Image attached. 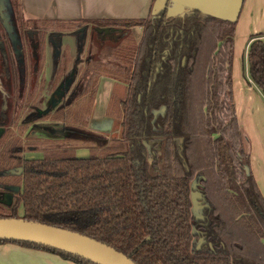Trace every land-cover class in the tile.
Here are the masks:
<instances>
[{
  "label": "trees",
  "instance_id": "1",
  "mask_svg": "<svg viewBox=\"0 0 264 264\" xmlns=\"http://www.w3.org/2000/svg\"><path fill=\"white\" fill-rule=\"evenodd\" d=\"M10 3L17 17L21 0ZM41 23L55 27L57 45L65 33L78 36L90 24L122 29L121 40L126 28H143L120 63L94 65L53 116L81 120L78 112L94 106L100 80L108 77L126 85V96L113 93L106 110L118 113L123 135L104 156L52 150L22 159L26 143L10 131L0 149V219L19 218L22 206L23 219L91 237L135 264H264V197L244 170L250 153L234 100L237 23L193 10L135 20L25 21ZM247 59L250 79L264 95V34L251 39ZM60 60L56 86L76 76L69 55ZM18 168L21 175L13 173ZM6 192L16 205L3 201ZM8 243L97 264L37 243L0 240Z\"/></svg>",
  "mask_w": 264,
  "mask_h": 264
},
{
  "label": "rangeland",
  "instance_id": "2",
  "mask_svg": "<svg viewBox=\"0 0 264 264\" xmlns=\"http://www.w3.org/2000/svg\"><path fill=\"white\" fill-rule=\"evenodd\" d=\"M2 15L4 18L7 16V14ZM11 18L10 23L13 27H15L13 32L15 36L12 37V34L11 37L9 36L3 25V21V26H1V28L7 32V39L9 40V44L12 46L16 57L20 60L25 58V54H27V59L32 55V47H30L28 38H22V36H25L27 31H36L39 34L36 35L35 38L38 41L37 45L39 46V53L41 55L40 71L38 73L35 72L34 74L33 72H31L32 74L27 73V76H25L30 79L32 83L31 90L29 91L31 98L28 97L29 93H27L23 103H21V108L20 100L16 103L11 95L12 92L10 89L13 87V83L15 82L14 77L13 79L10 77L4 78V85L8 84L10 87V89H7L4 93L6 95L8 94V99L12 98V110L10 109L9 113L6 114V118L3 116L2 121L5 122V126H7L9 131L16 133L17 136L20 137L24 143H26L23 148V158H42L52 150H67L68 152H71V154H75L81 158H86L91 154L97 156L106 155L107 148L111 145V142L122 139L123 128L121 126V121L116 118L118 114L117 112H113V116L107 115L106 111H102L101 114H97L94 112L95 103L90 109L84 108L85 111L80 110V112H78V117H81V120L72 119L71 117L69 119L67 118V121L53 120V116L61 110V108L57 109L58 106L56 105L57 97L64 88V82H61V84L56 86L54 85L55 80H46L47 78H50V61L52 59V52H54L53 61H55V68H57L60 63L62 54L66 53V55H69L71 60L70 68L73 66L72 70H74L75 73H79V69H75L76 66L74 67L73 65V62L77 57V52H75V54L73 52L76 47V37L72 33H65L64 37H62V39L60 38L59 45H56V39L53 40L55 44L49 41L50 38L53 37L51 29H54V26L52 27V25L46 23H41L37 25V27L33 24L27 25L25 24L26 20L23 19L21 13H18L17 17L11 13ZM95 26L96 28H94ZM254 27L256 29H261V32L264 31V0H245L242 12L236 25L234 54L237 62L235 71L237 76L246 81H250L247 52L248 45L251 43L250 41L248 44V41L255 36L251 34V30ZM121 30L122 29H117L116 27H101L97 24L93 26L89 25L85 34L86 42L81 58L83 60H87L91 53H94L99 57H97L96 60L99 59L100 62L110 60L115 63H120L122 54L124 53L125 55L128 53L126 51H130L129 49L135 48L143 35V28L141 27H137V29L136 27L135 29L126 28V30H128L126 31L128 38H126V40H121V37L123 36ZM92 35L94 37H92ZM246 35L248 36L247 40L245 38ZM95 37L101 42L103 41V49L98 48V42ZM93 39L96 41V44ZM52 44L55 46V50L53 49L54 46H52ZM121 50L125 51L123 52ZM2 58L0 55V62L2 61ZM31 60L33 61L32 56ZM96 60H93L92 62ZM83 64L81 65L82 67L85 66ZM94 65L95 64L92 63L86 65V67L82 70L80 69L81 73L78 80L81 78V82H85L89 75V70L92 69ZM71 78L73 79L74 76L70 74L66 78V83L70 82ZM253 86L255 94L257 95L256 98L253 101L248 98L245 102L246 104H242L240 102V105H238V112L244 127H241L240 123L239 125L243 131L245 148L250 153V171L264 197V95L255 85ZM75 87L76 85H74L72 89ZM29 89L30 87L28 90ZM51 89L54 91L52 94L49 92ZM65 89H67V87ZM18 90L19 92H25L22 85L18 88ZM47 91L49 93H47ZM113 93H116L118 96L124 98L126 96V87L118 85ZM103 103L101 101L100 106ZM17 104L18 108L16 109ZM83 107L85 106L83 105L82 108ZM76 111L77 110H73V113L75 114ZM46 113L50 114L45 117ZM29 116H35V123L25 121ZM68 127L69 129L74 130H65V128ZM2 132L3 131H0V135ZM6 197L7 199H3V201L9 200V196ZM13 201L14 197L11 199V204H13ZM17 203L15 202V205ZM2 215L8 216L9 213L3 210ZM18 215L19 218H23L24 216L22 206L18 208Z\"/></svg>",
  "mask_w": 264,
  "mask_h": 264
},
{
  "label": "crops",
  "instance_id": "3",
  "mask_svg": "<svg viewBox=\"0 0 264 264\" xmlns=\"http://www.w3.org/2000/svg\"><path fill=\"white\" fill-rule=\"evenodd\" d=\"M157 0H21V16L24 20L36 22L52 21H105V20H135L149 19L152 17L153 7ZM135 29V28H134ZM137 29V27H136ZM140 29V28H138ZM138 31V30H137ZM261 29L255 27L251 30L252 35L264 34ZM236 34V29H235ZM246 40L248 36H245ZM251 40L248 41V44ZM247 44V45H248ZM250 45V44H249ZM248 45V47H249ZM72 47V46H71ZM78 46L74 48V54ZM235 50V48H234ZM236 56L234 54L233 63V91L236 106V113L241 127L244 124L241 121L238 112V105L249 99L256 98L254 83L249 80H243L237 76L235 71ZM51 69L55 67V61L51 62ZM77 65L79 69L74 80H78L81 70L84 67ZM81 69V70H80ZM82 77V74H81ZM119 83L114 79L103 77L100 80L99 91L96 98L94 112L101 114L106 111L111 100V96ZM259 89V88H258ZM260 90V89H259ZM261 92V91H260ZM244 100V102H243ZM103 104L100 106V102ZM107 101V103H106ZM245 123V122H244ZM19 257H17V256ZM0 264H75L65 260L62 257L45 252L42 250L30 249L16 244H0Z\"/></svg>",
  "mask_w": 264,
  "mask_h": 264
},
{
  "label": "water",
  "instance_id": "4",
  "mask_svg": "<svg viewBox=\"0 0 264 264\" xmlns=\"http://www.w3.org/2000/svg\"><path fill=\"white\" fill-rule=\"evenodd\" d=\"M244 3L245 0H157L153 7L152 17L164 10L169 16L182 15L187 10H193L219 20L237 23ZM11 13L14 14L10 0H0V19L9 36L11 37L12 34L14 37L15 27L10 23ZM2 14H7L6 18ZM244 170L248 176L251 174L249 166L246 165ZM7 196L9 200L6 201L11 204L13 195L8 194ZM196 198L197 196L194 195V205L197 202ZM0 240L37 243L79 255L97 264H135L123 253L91 237L23 218H1ZM201 246L202 243L198 248Z\"/></svg>",
  "mask_w": 264,
  "mask_h": 264
},
{
  "label": "flooded vegetation",
  "instance_id": "5",
  "mask_svg": "<svg viewBox=\"0 0 264 264\" xmlns=\"http://www.w3.org/2000/svg\"><path fill=\"white\" fill-rule=\"evenodd\" d=\"M90 25H92V24H90ZM1 26H3L2 25V20L0 22V55H1V58L3 57L2 58V61L0 62V131H3V132L0 135V149L2 148L3 144L6 142L7 135L10 132L7 129V126H5V122L2 121V118H3V116H5V118H6V114L9 113L10 109L12 110V102H11V99L12 98H9L8 99V94L6 95L4 93V91H6L7 89H10V87H9L8 84H5L4 85V78L10 77V78L13 79V77H14L15 82L13 83V87L10 89L11 92H12L11 95L13 96V100H15L16 103H18V101L20 100V108H21V103H23L26 94L29 93V91L31 90V87H32L31 80L28 79L25 76H27V73L32 74L31 72H33V74L35 72L38 73L40 71V68H41V65H40L41 64V61H40L41 60V55L39 53V51H40L39 50V46L37 45V42L38 41L35 38L36 35H39V34L38 33H35V32H31V31H27L26 34H25V36H22V38L27 37L28 40H29V42H30V47H32V52H31L32 55L31 56L33 58V61L31 60V56H29L28 59H27V54H25V58L19 60L16 57V55L14 53V50L12 49V46L9 44V40L7 39V32L5 30H3V28H1ZM88 27H89V25L85 29H83L81 31V34L80 35H78V36L74 35L76 37V44L78 46L77 54L80 52V56L78 57L79 58V62L76 65L74 64V66H77L79 64H83L84 63L83 65H85V67H86V65H89V64H92V63H94L96 65V64H98L100 62L99 59L96 60V58L98 56H97V54H94V53L93 54L91 53L90 57L87 58V60H83L81 58L82 57V54L84 52V48H85V42H86L85 34H86L87 30H88ZM94 28H96V26ZM62 37H64V36H62ZM62 37H61V39H62ZM92 37H94V36L92 35ZM53 38L54 37L50 38L49 41L51 43L55 44V42L53 41V40H55V38L54 39ZM94 39H93V41H94ZM81 40L83 41V44L79 43ZM96 41L98 42V48L99 49H103L104 46L101 45L103 43V41L101 42L97 38H96ZM96 41H94L95 44H96ZM57 43L58 42L56 40V45H57ZM53 44H52V46H54ZM53 49L55 50V46H54ZM53 56H54V52H52V59L50 61V78H47L46 79L48 81L50 79L52 81L55 80V77L54 76L56 74V69L57 68L53 67L51 69V66H52L51 65V62H53ZM93 60H96V61L92 62ZM92 69L89 70V75L92 72ZM73 79H75V78H73ZM73 79L71 78L70 79V82H68V83H66L67 81H65L63 83V87L64 88H63V90H61L60 94L57 97V105H56V106H58L57 109L58 108H61L62 104L64 102H66L67 100H69V97H67V96H70L72 94V92H73L72 87H71L70 90L67 87L69 85V83L71 84L73 82V85L72 86H74V85L77 86L79 84H82L81 78L78 80V82H77V80H74L73 81ZM21 85L23 86V89L25 90V92H19L18 88ZM35 86H36V84H35ZM29 87H30V89L28 90ZM66 87H67V89H65ZM53 89L49 90V92L51 94H52V92H54ZM98 91H99V89H98ZM49 92L47 91V93H49ZM65 93H66V96L64 95ZM97 95H98V93H97ZM63 96H65L64 99H62ZM28 97L31 98V94L30 93H29V96ZM45 97H49V96H45ZM17 108H18V104L16 105V109ZM49 112H50V110H49ZM48 114H50V113H46V116ZM33 117L35 118V116H29V117L26 118L25 121H31L32 123H35L34 120H36V118L35 119H31ZM22 159H27V158H23V154H22ZM18 171L19 172H13V173H15V174L17 173V174L21 175L22 169H19L18 168ZM8 194L9 193H7V192L4 193L3 199H5V197ZM201 210H202V206H201L200 202H198L196 204V212L198 214H200Z\"/></svg>",
  "mask_w": 264,
  "mask_h": 264
}]
</instances>
